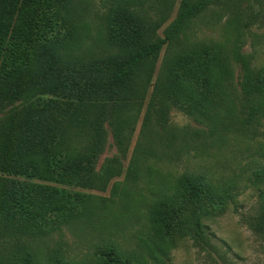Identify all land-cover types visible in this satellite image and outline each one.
I'll use <instances>...</instances> for the list:
<instances>
[{"label":"trees","instance_id":"obj_1","mask_svg":"<svg viewBox=\"0 0 264 264\" xmlns=\"http://www.w3.org/2000/svg\"><path fill=\"white\" fill-rule=\"evenodd\" d=\"M174 1L0 0V237L34 239L62 225L89 223V195L75 189L104 191L121 175L141 114V141L126 170L128 182L137 180L146 163L176 155L178 146L197 155L206 147L242 145L245 153L248 141L262 137L264 69L254 71L251 55L243 52L241 20H228L225 41L210 48L189 45L185 34L210 7L232 15L234 4L250 0H179L174 19L159 35ZM255 20L252 15L246 27ZM89 25L101 32L92 40L101 42L100 52L81 36ZM173 109L197 127L170 126ZM105 124L120 156L96 170ZM253 171L261 178L264 168ZM171 190L147 206V232L163 239L178 223L181 233L203 240L208 229L197 214L205 215L206 206L221 207L238 185L186 172ZM261 210L264 229V201ZM184 212L195 219L185 223ZM93 260L146 264L145 257L114 243L98 246ZM0 264H12L2 252ZM20 264L37 263L26 252Z\"/></svg>","mask_w":264,"mask_h":264},{"label":"rangeland","instance_id":"obj_2","mask_svg":"<svg viewBox=\"0 0 264 264\" xmlns=\"http://www.w3.org/2000/svg\"><path fill=\"white\" fill-rule=\"evenodd\" d=\"M178 3L179 0L174 1L169 19L158 32L159 35L174 19ZM234 5L232 15L222 7H210L199 19H195L185 31L188 44L210 48L223 43L227 21L235 17L233 20H241L243 52L251 55L254 71L264 69V0ZM252 15L256 20L247 28ZM81 33L90 50L101 51V42L92 41L101 35L94 25L84 27ZM162 56L163 53L159 64ZM234 69L237 77L240 69L236 65ZM169 122L178 130L197 127L175 109L170 112ZM141 124L142 114L136 119L129 137L120 176L111 179L104 191L75 189L89 195L86 198V202H89H85V213L90 217V222L86 225L79 221L72 226L62 225L58 230L34 239L12 241L0 237V252L10 263L20 264L23 255L30 252L37 264H53L57 259L95 264V249L114 243L127 254L136 258L145 257L146 264H264V229H261L264 171H260L261 178H257L253 171L257 166L264 168V127L260 130L262 137L247 142L245 153L241 145L219 149L206 147L196 155L194 151L187 152L181 145L176 147V155H169L163 162L146 163V169L140 172L137 180L128 182L126 170L141 141ZM104 128L106 139L97 159L96 170L105 159L120 156L110 127L105 124ZM241 165L253 167H249V171H239ZM186 172L203 173L227 184L233 182L238 185L237 194L221 207L206 206L205 215L197 214L201 224L208 229L204 230L203 240H196L193 234L181 233L178 223L172 224L163 239L156 238L152 231L147 232L146 229L147 206L154 202L159 193L170 194L176 179ZM180 218L185 223L195 219L190 212H184ZM152 252H155V256L150 255ZM156 256L160 260H154Z\"/></svg>","mask_w":264,"mask_h":264}]
</instances>
